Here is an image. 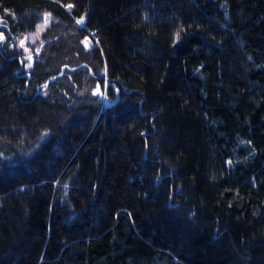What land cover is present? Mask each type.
<instances>
[{"label": "trees", "instance_id": "obj_1", "mask_svg": "<svg viewBox=\"0 0 264 264\" xmlns=\"http://www.w3.org/2000/svg\"><path fill=\"white\" fill-rule=\"evenodd\" d=\"M0 21V264H264V0Z\"/></svg>", "mask_w": 264, "mask_h": 264}, {"label": "rangeland", "instance_id": "obj_2", "mask_svg": "<svg viewBox=\"0 0 264 264\" xmlns=\"http://www.w3.org/2000/svg\"><path fill=\"white\" fill-rule=\"evenodd\" d=\"M52 19L53 17L49 12H43L40 14L38 24L34 27V29L29 30L28 32L24 33L23 36L18 38V44L22 46L25 51L31 54L30 47L27 43L32 44L40 40L42 32L50 25Z\"/></svg>", "mask_w": 264, "mask_h": 264}]
</instances>
